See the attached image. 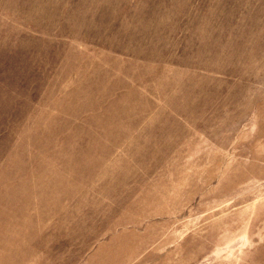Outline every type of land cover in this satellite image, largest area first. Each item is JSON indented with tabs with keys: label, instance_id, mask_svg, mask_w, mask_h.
Wrapping results in <instances>:
<instances>
[{
	"label": "rangeland",
	"instance_id": "1",
	"mask_svg": "<svg viewBox=\"0 0 264 264\" xmlns=\"http://www.w3.org/2000/svg\"><path fill=\"white\" fill-rule=\"evenodd\" d=\"M0 264H264V0H0Z\"/></svg>",
	"mask_w": 264,
	"mask_h": 264
}]
</instances>
